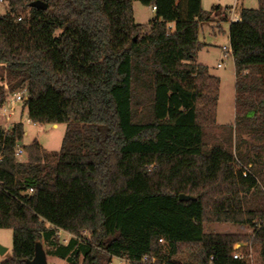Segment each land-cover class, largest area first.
Returning <instances> with one entry per match:
<instances>
[{
	"label": "trees",
	"instance_id": "1",
	"mask_svg": "<svg viewBox=\"0 0 264 264\" xmlns=\"http://www.w3.org/2000/svg\"><path fill=\"white\" fill-rule=\"evenodd\" d=\"M35 1L0 0V103L27 86L21 114L66 131L58 154L34 142L19 162L24 124L0 125V229L12 230L1 264H29L38 245L67 264H264V0L230 23L227 140L208 135L221 82L196 58L202 25L228 21L230 8L40 0L43 11ZM134 1L154 10L148 28L135 22ZM206 223L252 232L206 233ZM250 249L253 262L233 258Z\"/></svg>",
	"mask_w": 264,
	"mask_h": 264
},
{
	"label": "rangeland",
	"instance_id": "2",
	"mask_svg": "<svg viewBox=\"0 0 264 264\" xmlns=\"http://www.w3.org/2000/svg\"><path fill=\"white\" fill-rule=\"evenodd\" d=\"M215 5H220L223 9L230 8L229 20L236 21L242 9H257L259 7L258 0H202V6L205 11H210ZM5 13V5H0V14ZM133 16L137 24L148 28L150 22L154 18V10L150 6H144L138 1L133 2ZM220 18L212 22L204 23L199 31V40L205 46L197 54V63L208 67L209 73L220 79V95L217 105V119L214 131H209L208 135L221 134L223 140H227L231 135L234 139L235 124V67L232 56L225 58V53L230 50L228 21H219ZM221 68H218V65ZM0 86L7 89L6 82L0 81ZM21 90V89H20ZM18 90V91H20ZM17 91V92H18ZM16 93V92H15ZM8 94L5 101L6 106L10 107L11 97L15 94ZM23 103L16 104L14 115L11 120L15 123L21 121L24 124L25 135L19 143L20 147L28 146L34 142H38L48 153L55 155L60 152L63 137L66 131L65 124L57 126L53 124H33L30 122L27 111L24 110ZM3 122H6L4 120ZM0 120V125L4 126ZM13 123L7 124V126ZM221 127L222 130L220 129ZM245 150V147H241ZM206 233L220 234H250L251 229L247 226H237L232 224L206 223L204 225ZM66 236H62L61 240ZM0 245L7 249L4 256L0 255V261L11 255L12 249V230L0 229ZM47 252L49 248L44 247ZM47 264H67L66 262L54 258L47 257ZM114 264H124L115 261Z\"/></svg>",
	"mask_w": 264,
	"mask_h": 264
},
{
	"label": "built area",
	"instance_id": "3",
	"mask_svg": "<svg viewBox=\"0 0 264 264\" xmlns=\"http://www.w3.org/2000/svg\"><path fill=\"white\" fill-rule=\"evenodd\" d=\"M21 20V19H19ZM227 52L225 53V58H229L230 56H232V51H231V48L230 50L228 51L227 49H225ZM222 66L219 64L218 65V68H221ZM28 98V88L27 86L23 87L20 91L16 92L12 97H11V101H10V107L8 108L6 106V104H1L0 103V120L3 122L4 120H6V122H3L4 124V128L6 130H8V128L10 126H7V124L9 123H14L11 118L12 116L14 115V111H15V107H16V104L18 103H23L27 100ZM31 122V121H30ZM1 124V123H0ZM34 124V123H33ZM36 125V124H35ZM26 153L24 151V148L23 147H20L19 145L17 146L16 150H15V158L17 161L19 162H24L26 160ZM2 158V155L0 153V159ZM242 168V172H243V175L246 176L248 173H249V170L247 168H244V167H241ZM252 232V231H251ZM59 237H62V236H66L64 239H62V241L64 243H67L68 239L71 237L70 234H67L65 232H63L62 230L59 231ZM162 241V240H161ZM233 258L235 260H243L244 258H248L249 260H251L253 262V253H252V250L250 249L249 250V254L247 256H245L244 254L242 253H235L233 255ZM115 261L112 262V264H114ZM117 262H123L125 264V261L121 260V261H117ZM143 262L146 263L148 262V258H144L143 259ZM151 263L154 264L155 263V259H152L151 260Z\"/></svg>",
	"mask_w": 264,
	"mask_h": 264
},
{
	"label": "water",
	"instance_id": "4",
	"mask_svg": "<svg viewBox=\"0 0 264 264\" xmlns=\"http://www.w3.org/2000/svg\"><path fill=\"white\" fill-rule=\"evenodd\" d=\"M30 7L36 8L38 10H43V11L48 9V5L40 0L32 2L30 4ZM136 39L137 38H135V40ZM189 200H194V198L190 196H186V195L180 196V201H189ZM6 252H7V249L0 245V255L4 256ZM29 264H47V256L40 245L37 246L35 257L33 261H31Z\"/></svg>",
	"mask_w": 264,
	"mask_h": 264
},
{
	"label": "crops",
	"instance_id": "5",
	"mask_svg": "<svg viewBox=\"0 0 264 264\" xmlns=\"http://www.w3.org/2000/svg\"><path fill=\"white\" fill-rule=\"evenodd\" d=\"M230 12H231V11H230ZM238 18H239V17H238ZM228 22H229V24H230L232 21H231V20H229ZM235 75H236V74H235ZM55 126H57V125H55ZM2 261H3V260H2ZM2 261H0V264H1V262H2Z\"/></svg>",
	"mask_w": 264,
	"mask_h": 264
}]
</instances>
